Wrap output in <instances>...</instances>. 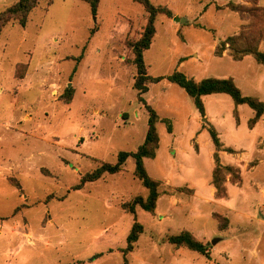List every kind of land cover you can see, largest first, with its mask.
<instances>
[{"label": "rangeland", "instance_id": "374dc122", "mask_svg": "<svg viewBox=\"0 0 264 264\" xmlns=\"http://www.w3.org/2000/svg\"><path fill=\"white\" fill-rule=\"evenodd\" d=\"M149 1L172 13L155 17V35L143 52L147 74L161 77L147 83L142 94L159 118L158 160L143 159L152 179L162 176V159L171 154L165 144L167 123L171 133L173 121L181 125L189 105L195 109L186 92L167 76L174 71L199 76L219 69L210 49L216 40L213 29L222 32L229 21L226 14L236 13L242 22L238 33L256 30L262 20L237 7L263 6L259 0ZM16 2L0 0V13ZM208 7L212 11L196 20ZM174 16L187 21L180 24ZM146 21L143 7L133 0H99L95 15L82 0H38L25 26L12 20L2 28L0 264H264L263 190L240 216L228 218L217 204L198 203L193 214L179 217L185 230L192 224L197 231H208L202 242L208 245L206 258L167 242L176 234L166 228L165 221L176 217L171 210L159 217L156 212L142 214L143 232L133 250L124 251L136 216L123 204L147 194L133 175L132 158L120 172L72 189L81 176L103 163L114 164L119 152H135L145 139L148 113L132 88L136 69L129 43L139 39ZM191 24L202 27L185 28L183 36L175 29ZM182 54L193 59L199 54V61L179 70ZM244 119L239 120L241 129H247ZM188 144L196 149L193 140ZM229 153L244 156L241 151ZM208 160L204 146L198 155L185 158V165L205 174ZM227 180L232 184L229 175ZM157 182L160 196L168 194ZM215 192L216 199L227 197L217 198Z\"/></svg>", "mask_w": 264, "mask_h": 264}, {"label": "crops", "instance_id": "0c3cea01", "mask_svg": "<svg viewBox=\"0 0 264 264\" xmlns=\"http://www.w3.org/2000/svg\"><path fill=\"white\" fill-rule=\"evenodd\" d=\"M218 0H216L217 2ZM237 3L243 4L242 0H236ZM260 6L264 7V0L258 1ZM209 7L202 14H198L196 20L204 14L211 12ZM175 17H173V21ZM179 18V17H178ZM228 18L227 27L222 32L213 29L216 40L211 44L210 49L214 53V63L220 64L219 69L213 70L209 74H200L199 76H185L196 82L206 78L215 79H232L235 85L240 89L244 96L255 97L264 103V67L256 62L252 56H245L239 61H235L228 54L227 50L223 51L220 56L215 53L217 41H222L229 35L237 34L242 22L236 13L226 14ZM175 21L184 24L186 18ZM192 22L190 17H187ZM200 26L184 25L176 27L183 36L185 28L190 31ZM185 41V38H184ZM259 49L264 51V43H260ZM194 59L189 54H182L178 57L179 70L188 64L199 61L198 55L194 54ZM205 120L216 131L223 149L230 148L234 152L241 151L244 155L240 157L238 153H229L220 151L219 158L222 164L234 166L240 169V185H233L227 180L225 182L227 197L216 199L214 197L215 189L211 185V174L213 168L212 154L214 145L210 136L203 127L204 122L199 117L196 109L189 105L187 113L181 121V125L175 120L171 133H164L168 136L165 144L170 150V157L163 158L165 170L162 176L152 178L160 181L164 190L168 194H162L156 203L155 212L158 217L165 214L168 210L176 214V217L165 221L166 228H172L174 233L185 230L182 224H179V217H188L197 210L198 203L212 205L217 204L220 212L225 213L228 218L236 215H242L248 208V204L257 200V193L262 191L264 195V114L253 128L248 127V122L254 116V111L247 105L235 106L232 99L226 94H211L202 97ZM148 104V102H147ZM245 116V126L241 129L240 119ZM180 125V126H178ZM164 132V131H163ZM170 137V138H169ZM194 141L196 149L194 150L188 143ZM161 145L159 137V147ZM207 148L209 160L207 162V172L205 174L195 171L194 166L185 165V158L198 155L203 147ZM159 149V148H158ZM158 151L152 160H158ZM180 189L179 192H174ZM78 191V190H77ZM187 193V196H184ZM264 199V197H262ZM259 199V198H258ZM260 201V200H259ZM177 207H179L177 209ZM177 209V210H175ZM148 215L144 211H138L136 220L141 222V215ZM174 218V219H173ZM182 223V222H181ZM189 230L199 241L203 242L208 231H197L191 224ZM197 233V234H196ZM235 246V245H233ZM237 252V250H235Z\"/></svg>", "mask_w": 264, "mask_h": 264}, {"label": "trees", "instance_id": "16d2710c", "mask_svg": "<svg viewBox=\"0 0 264 264\" xmlns=\"http://www.w3.org/2000/svg\"><path fill=\"white\" fill-rule=\"evenodd\" d=\"M38 0H17L12 6L8 7L0 13V32L2 28L12 20L16 21L20 26H25L29 12L36 6ZM90 7L92 15L96 14L99 0H82ZM141 4L147 14V21L138 40L129 43L132 52L131 63L136 69L132 88L137 91L138 101L141 102L148 113L147 131L145 139L138 146L135 152H119L114 164L103 163L89 173L81 176L79 183L72 189L80 190L85 183L94 182L102 177L105 173L116 174L120 172L128 158L134 160L133 175L141 182V185L147 190L145 197L135 196L130 202L123 204V208L134 217L137 209L153 215L156 209V203L160 196L159 182L151 179L143 166V159L154 158L155 151L158 148V136L156 133V123L159 118L156 112L146 103L142 94L146 93L147 83L158 82L161 77H151L147 74L146 67L143 62V52L147 50L155 35V17L163 14L171 17L172 13L164 6L154 5L149 0H133ZM255 4V0L252 1ZM240 11H245L252 18L262 20V27L252 31L242 30L236 36L227 37L225 41H221L216 49V55L220 56L223 51L227 50L233 60L239 61L245 56H252L256 62L264 67V51L259 47L260 42H264V7L254 6L252 8L237 7ZM227 45V46H226ZM167 80L178 85L191 98L193 105L200 117L205 116L202 97L211 94H227L233 101L234 105H247L254 111L253 118L248 122V127L253 128L260 116L264 114V103L255 97L244 96L240 89L235 85L234 81L228 79L206 78L199 82L187 78L184 74L174 71L167 76ZM66 100L71 98V90ZM210 139L214 145L212 154L213 170L211 184L215 188L217 198L226 196L225 176L229 175L234 185L241 182L240 172L237 168L230 165H224L219 158L220 151L232 152L231 149H223L214 128L207 122L204 124ZM167 132L171 131L170 124L167 123ZM143 232V225L134 220L126 237V253L133 250L134 244L137 242L140 234ZM167 242L175 248H184L208 258V245L198 241L190 232L183 230L176 234L169 235ZM125 263V260H124Z\"/></svg>", "mask_w": 264, "mask_h": 264}, {"label": "water", "instance_id": "95a60500", "mask_svg": "<svg viewBox=\"0 0 264 264\" xmlns=\"http://www.w3.org/2000/svg\"><path fill=\"white\" fill-rule=\"evenodd\" d=\"M174 20H175V21H178V20H181V19L178 18V17H175ZM218 240H219V239H217V238H216V239H213V240L211 241V243H212V244H215L216 242H218Z\"/></svg>", "mask_w": 264, "mask_h": 264}]
</instances>
